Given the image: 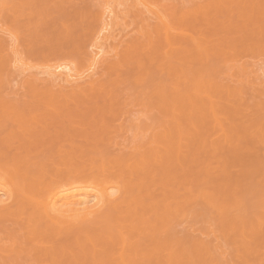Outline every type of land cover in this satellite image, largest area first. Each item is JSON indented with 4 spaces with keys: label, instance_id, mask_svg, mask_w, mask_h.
I'll return each instance as SVG.
<instances>
[{
    "label": "bare ground",
    "instance_id": "obj_1",
    "mask_svg": "<svg viewBox=\"0 0 264 264\" xmlns=\"http://www.w3.org/2000/svg\"><path fill=\"white\" fill-rule=\"evenodd\" d=\"M221 1L178 11L163 0H0V264H229L205 241L192 252L188 236L174 231L177 216L209 214L223 236L236 237V250L239 240L264 257V204L251 219V239L245 231L238 239L245 204L236 197L233 213L228 189H209L210 161L191 180L201 149L218 156L244 140L245 158L264 145L256 114L243 120L244 109L222 106L219 94L235 89L207 80L205 64L179 68L182 60L224 58L214 36L233 28L239 2H261ZM129 22L138 36L118 40L116 28ZM17 73L30 99L8 90ZM140 75L151 83L124 94L121 85ZM132 105L153 121L116 124ZM127 127L134 137L120 142ZM251 159L242 178L253 184L264 168Z\"/></svg>",
    "mask_w": 264,
    "mask_h": 264
},
{
    "label": "rangeland",
    "instance_id": "obj_2",
    "mask_svg": "<svg viewBox=\"0 0 264 264\" xmlns=\"http://www.w3.org/2000/svg\"><path fill=\"white\" fill-rule=\"evenodd\" d=\"M206 1H212L216 6H221V0H163V2L170 7H177L178 11L182 10L187 6L195 7ZM244 1V0H243ZM258 1V3L252 5L240 6L235 9L234 19L235 22L233 28H229L227 31H220L214 36V43L222 42L225 46L224 48V58H214L210 56V60H206L203 63H198L195 59L191 63L187 61H180L179 68L192 70L199 67L201 64L207 65L206 79L210 81H219L225 85H228L231 90L230 93H220L222 95L223 101L222 106L228 111L233 109L234 105H238L241 111V115H247L243 120L249 119L251 115L256 114L254 117L253 129H258L264 127V0ZM242 7V8H241ZM260 7V8H259ZM130 15L128 17H131ZM131 20V18H130ZM129 20V21H130ZM240 27L237 29L234 27ZM118 29V30H117ZM116 33H119L118 40L121 38L125 40H130L138 36L135 24L129 22V24H124L116 28ZM196 57V56H194ZM214 59H219L214 61ZM224 59V60H223ZM217 66L218 69L214 70L213 67ZM246 70L243 71V69ZM99 70V69H98ZM33 72H38L39 70H31ZM246 71V72H245ZM24 74H27L26 72ZM18 75V73L16 74ZM21 75V74H20ZM28 75V74H27ZM25 78V75H21ZM16 77V76H15ZM11 86H9L11 93H14V99L26 100L30 99V94L27 84L24 82L25 79L18 75ZM27 77V76H26ZM41 79H46L47 74L39 75ZM139 79L129 80L125 84L121 85L120 89H124L123 93H132L136 89L135 87L144 84L147 81V76L140 75L137 76ZM159 81V80H157ZM146 83H151L150 81ZM12 88L14 90H12ZM237 89V91H236ZM133 109L132 113L122 112L120 119L116 120V124H120L125 120L140 117L141 123L144 127L145 123H151L153 118L147 119V116H141L142 112L137 116L139 107L131 106L127 109ZM137 112V114H135ZM158 113L157 109L149 111V115L153 116ZM135 114V115H134ZM122 134V133H120ZM135 134L134 128L127 127L126 132L123 136H120L118 140L120 142H126L127 138H133ZM145 138L141 135L138 139ZM234 149L225 148L221 151V155L216 156L212 150L201 149L192 156V172L191 180L199 179L203 175L204 164L210 161L212 164V178L210 180L209 189L211 191H218L220 187L228 189L229 198L226 202L228 207L233 213H238L235 208L238 206L236 197L240 200V204L244 203L245 207L241 212V219L236 223V234L238 239H244L243 231H245L246 239H251V219L253 215L260 210V207L264 204V180L258 183H245L242 178V171H246L251 167L252 159H259L262 163L260 168H264V145L261 143L255 144L253 146L254 154H250L245 158L239 156V153L246 152V142L234 141ZM124 146V145H123ZM121 145L122 148H125ZM182 171L179 172L174 179L175 183H180L183 181ZM189 182V187H191ZM195 184V183H194ZM193 184V185H194ZM174 187H176L174 185ZM185 188L182 187V191ZM224 199V198H222ZM247 204V206H246ZM199 209L202 208L201 205L198 206ZM218 217L216 214H209L207 219L202 217H193L185 219L183 216H177L174 219V231L179 237H187L191 240L190 250L192 252L202 250L201 244L199 242L205 241L206 245L213 247L215 252L218 254L219 258L223 262H228L229 264H264V257H259L258 255H249L238 240L239 248L236 244L237 240L235 236H223L221 234V228L219 226V221L216 220ZM202 243V242H201ZM15 255H12V257ZM151 255H139L144 261H149ZM168 255H165L166 258ZM186 258V257H184Z\"/></svg>",
    "mask_w": 264,
    "mask_h": 264
}]
</instances>
